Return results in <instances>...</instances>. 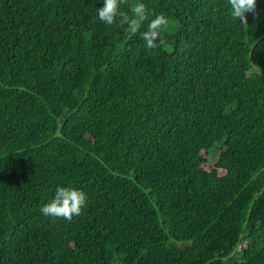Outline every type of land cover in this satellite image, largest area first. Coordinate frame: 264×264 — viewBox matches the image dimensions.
Returning a JSON list of instances; mask_svg holds the SVG:
<instances>
[{
    "label": "trees",
    "instance_id": "16d2710c",
    "mask_svg": "<svg viewBox=\"0 0 264 264\" xmlns=\"http://www.w3.org/2000/svg\"><path fill=\"white\" fill-rule=\"evenodd\" d=\"M140 2L156 49L103 0H0V264H264V0L246 28ZM59 187L70 221L41 211Z\"/></svg>",
    "mask_w": 264,
    "mask_h": 264
},
{
    "label": "clouds",
    "instance_id": "9594fccd",
    "mask_svg": "<svg viewBox=\"0 0 264 264\" xmlns=\"http://www.w3.org/2000/svg\"><path fill=\"white\" fill-rule=\"evenodd\" d=\"M128 0H103V6L97 9L98 19L106 25L126 26V31L131 35L140 33V38L145 42L147 49H156L164 44L162 32L168 23L163 14L155 15L149 19V11L145 4L137 0L130 6V12L122 11L121 5ZM230 6V15L238 20L240 25L248 27V14L253 19L259 15L256 0H227ZM147 21L146 30L141 32L142 26ZM87 201L85 192L72 187H59L53 199L45 204L41 211L46 216L61 218L70 221L73 216L81 214Z\"/></svg>",
    "mask_w": 264,
    "mask_h": 264
},
{
    "label": "rangeland",
    "instance_id": "374dc122",
    "mask_svg": "<svg viewBox=\"0 0 264 264\" xmlns=\"http://www.w3.org/2000/svg\"><path fill=\"white\" fill-rule=\"evenodd\" d=\"M200 159H202V157L200 158ZM211 161H212V159H210ZM218 161V159L216 160V162ZM215 162V163H216ZM209 164L210 163H203L202 164V168L204 169V170H208L209 168H210V166H209ZM220 164V163H219ZM221 165V164H220Z\"/></svg>",
    "mask_w": 264,
    "mask_h": 264
}]
</instances>
